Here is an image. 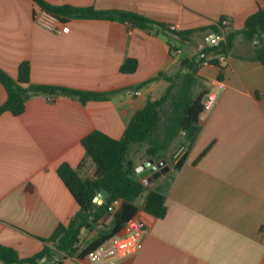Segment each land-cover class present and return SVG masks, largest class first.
<instances>
[{
  "label": "crops",
  "instance_id": "0c3cea01",
  "mask_svg": "<svg viewBox=\"0 0 264 264\" xmlns=\"http://www.w3.org/2000/svg\"><path fill=\"white\" fill-rule=\"evenodd\" d=\"M47 1L133 11L169 30L68 18V32H52L34 21L33 0H0V68L11 77L17 78L19 64L27 61L32 83L119 90L84 104L43 93L30 97L20 115L0 114V243L20 257L39 251L42 238L79 208L58 166L66 162L80 177L92 178L95 164L86 157L82 138L95 129L120 138L134 112L158 99L172 76L185 71L184 59L199 60L214 27L226 18L234 34L223 68H197L198 90L208 91L218 79L224 87L213 108L200 113L194 142L174 161L166 160L170 169L157 183L145 184V198L155 188L165 191L166 214L157 218L144 211L145 198L137 202L146 225L142 247L112 259L114 264H264V65L252 58L254 45L239 32L264 0ZM126 58L137 60L132 73L120 71ZM5 99L0 83V105ZM60 264L96 263L66 258Z\"/></svg>",
  "mask_w": 264,
  "mask_h": 264
},
{
  "label": "trees",
  "instance_id": "16d2710c",
  "mask_svg": "<svg viewBox=\"0 0 264 264\" xmlns=\"http://www.w3.org/2000/svg\"><path fill=\"white\" fill-rule=\"evenodd\" d=\"M33 2L34 13L44 9L62 21L68 18H97L115 20L141 29L169 30L165 24L133 11L99 10L93 6L53 4L47 0H33ZM218 24L214 27L215 31L219 30ZM239 32L246 41L254 45L252 58L264 65V6H259L247 17ZM188 33L176 32L180 37ZM233 34V31L229 30L225 40L218 46L205 48L199 60H196V57L184 59L181 66L185 68V71L181 81L176 84L174 79H170V84L158 99H148L143 108L136 110L120 138H113L98 129L86 134L81 144L86 157L91 158L95 164L94 176L84 179L66 162L61 163L57 168L58 176L79 206L77 212L67 223L60 222L49 237L42 238L43 247L31 256L20 257L15 248L0 243V262L3 264H44L46 262L60 264L63 259L73 255L81 259L111 236L119 233L137 213L139 209L137 199L146 190L144 182L136 177L131 158L132 151L137 146H144L147 159L151 157L160 159L165 157L172 142L180 133L184 134L186 148L194 142L200 132L199 115L203 109L202 99L207 92L205 89L195 90L200 83L197 68L205 61L223 68V61H219L218 56L229 55ZM258 36L261 43H254ZM136 68L137 60L126 58L120 66V71L132 73ZM157 78H150L140 85H145ZM0 83L6 90V99L0 105V114L9 111L15 116L23 113L26 101L30 97L43 93L77 98L84 104L93 99H105L119 91L93 92L32 83L30 65L27 61L19 64L17 78L11 77L0 68ZM185 153L174 164L175 170L180 168L185 159ZM102 189H106L109 193L107 201L101 204L94 203V196ZM114 199H119L120 205L111 214L109 204ZM165 199L166 193L163 189L150 190L145 198L144 211L157 218L164 217ZM109 215H112L111 221L105 223L104 218ZM93 228H96L95 235L82 245V231Z\"/></svg>",
  "mask_w": 264,
  "mask_h": 264
},
{
  "label": "built area",
  "instance_id": "2783aa9c",
  "mask_svg": "<svg viewBox=\"0 0 264 264\" xmlns=\"http://www.w3.org/2000/svg\"><path fill=\"white\" fill-rule=\"evenodd\" d=\"M34 21L43 28L52 32H68L69 26L51 12L41 9L34 13ZM219 30L212 33L209 38L210 46H218L226 38L227 32L230 30V22L228 19H222L218 24ZM171 30H176V26H170ZM214 41V42H213ZM219 61H223L226 56L221 54L218 56ZM204 65L211 64L207 61L201 63ZM222 80H215L210 86L202 99L203 113L209 112L215 105L219 92L223 89ZM120 205L119 199H114L109 204V211L114 213ZM146 233L145 222L137 215V213L127 222L125 227L117 234L111 236L106 242L93 251L86 254L84 258L96 264H114L113 257L134 254L138 252L143 244V236ZM68 258H77L76 255Z\"/></svg>",
  "mask_w": 264,
  "mask_h": 264
},
{
  "label": "rangeland",
  "instance_id": "374dc122",
  "mask_svg": "<svg viewBox=\"0 0 264 264\" xmlns=\"http://www.w3.org/2000/svg\"><path fill=\"white\" fill-rule=\"evenodd\" d=\"M183 72L181 71H178L176 72L173 76H172V79H174V81L176 82V84H178L181 79H182V76H183ZM201 86V84L199 83L195 90L197 91L198 88ZM187 147V142L185 141L184 139V134L183 133H180L176 139L172 142L170 148L168 149V151L166 152V155H165V159L168 160V161H174L175 159H177L181 153L186 149ZM145 147L144 146H137L135 147V149L132 151L131 153V158H132V161H133V164H134V169L137 165H139L140 163H142L144 160H146V155H145ZM162 159V158H160ZM160 159H154V160H160ZM136 171V170H135ZM147 170L144 169L140 172H137L136 171V177L138 179H141L142 178H146L147 177ZM159 178V177H158ZM158 178H156L153 183H157V181L159 180ZM145 194L146 193H143L138 199H137V202L138 203H142L144 198H145ZM96 233V228H93L92 230H84L82 233H81V243L82 245H84L89 239L88 237L91 235V233L93 232ZM91 239V238H90ZM1 264V263H0Z\"/></svg>",
  "mask_w": 264,
  "mask_h": 264
},
{
  "label": "water",
  "instance_id": "95a60500",
  "mask_svg": "<svg viewBox=\"0 0 264 264\" xmlns=\"http://www.w3.org/2000/svg\"><path fill=\"white\" fill-rule=\"evenodd\" d=\"M256 42L259 41V37L256 38ZM146 169L148 172L147 178L143 180L144 184H148L164 174L165 172L169 171L170 166L167 164L166 159L162 158L160 160H154V158H148L144 160L142 163L137 165L135 167V170L137 172H140L142 170ZM109 197V193L106 189L100 190L93 198V202L97 204H101L103 202H106ZM44 264H49L48 262Z\"/></svg>",
  "mask_w": 264,
  "mask_h": 264
},
{
  "label": "clouds",
  "instance_id": "9594fccd",
  "mask_svg": "<svg viewBox=\"0 0 264 264\" xmlns=\"http://www.w3.org/2000/svg\"><path fill=\"white\" fill-rule=\"evenodd\" d=\"M214 42V41H213Z\"/></svg>",
  "mask_w": 264,
  "mask_h": 264
}]
</instances>
